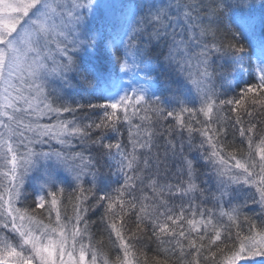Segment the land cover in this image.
<instances>
[{
    "label": "snow or ice",
    "instance_id": "6c2138e0",
    "mask_svg": "<svg viewBox=\"0 0 264 264\" xmlns=\"http://www.w3.org/2000/svg\"><path fill=\"white\" fill-rule=\"evenodd\" d=\"M260 117L264 0H0V264H264Z\"/></svg>",
    "mask_w": 264,
    "mask_h": 264
},
{
    "label": "trees",
    "instance_id": "16d2710c",
    "mask_svg": "<svg viewBox=\"0 0 264 264\" xmlns=\"http://www.w3.org/2000/svg\"><path fill=\"white\" fill-rule=\"evenodd\" d=\"M261 119H264V117H260ZM68 213L71 214V208H68ZM104 251L107 252L109 254V256H111V251H110V246L108 245L107 239L105 238V242L103 245ZM151 255V253H149Z\"/></svg>",
    "mask_w": 264,
    "mask_h": 264
}]
</instances>
